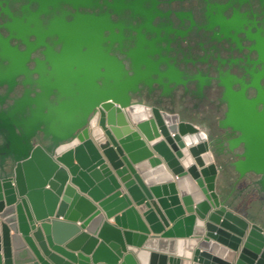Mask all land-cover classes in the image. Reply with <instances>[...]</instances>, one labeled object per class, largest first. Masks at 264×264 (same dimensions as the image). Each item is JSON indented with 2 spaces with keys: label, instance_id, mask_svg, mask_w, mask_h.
<instances>
[{
  "label": "water",
  "instance_id": "water-1",
  "mask_svg": "<svg viewBox=\"0 0 264 264\" xmlns=\"http://www.w3.org/2000/svg\"><path fill=\"white\" fill-rule=\"evenodd\" d=\"M51 24L54 46L10 73L29 87L0 113V264H264V227L220 191L219 145L133 102L145 78L111 53L121 35L105 38V20ZM262 77L220 125L239 132L228 153L243 146L240 179L258 175L264 192Z\"/></svg>",
  "mask_w": 264,
  "mask_h": 264
},
{
  "label": "flooded vegetation",
  "instance_id": "flooded-vegetation-1",
  "mask_svg": "<svg viewBox=\"0 0 264 264\" xmlns=\"http://www.w3.org/2000/svg\"><path fill=\"white\" fill-rule=\"evenodd\" d=\"M56 20L109 23L103 36L121 35L111 53L130 75L137 70L145 78L133 102L178 114L205 132L212 148L219 145L218 164L236 173L231 191L239 181H258L254 173L240 179L232 162L243 146L228 153L239 132L220 122L230 105L236 108V93L257 97L252 82L264 66L258 49L264 48V0H0V113L29 87L23 75L12 82L10 73L45 59L47 44L54 46L49 33L60 29L51 24ZM38 34L46 43L37 47ZM259 85L264 89V77Z\"/></svg>",
  "mask_w": 264,
  "mask_h": 264
},
{
  "label": "trees",
  "instance_id": "trees-1",
  "mask_svg": "<svg viewBox=\"0 0 264 264\" xmlns=\"http://www.w3.org/2000/svg\"><path fill=\"white\" fill-rule=\"evenodd\" d=\"M251 182V185H247L245 181H239L236 188V193L230 191L227 193L230 206L236 210V212L248 217L252 222L261 224L264 227L260 219V214L264 208V192L259 189L257 179L251 178L247 180Z\"/></svg>",
  "mask_w": 264,
  "mask_h": 264
},
{
  "label": "rangeland",
  "instance_id": "rangeland-1",
  "mask_svg": "<svg viewBox=\"0 0 264 264\" xmlns=\"http://www.w3.org/2000/svg\"><path fill=\"white\" fill-rule=\"evenodd\" d=\"M230 176L232 178L233 176H236V173H234V171L232 169L230 171H228V169L224 170V168H223V174H222L221 179H220L221 180V184H222L221 186L222 187L226 184V182H229ZM229 183H230V185H232V182L231 181ZM227 189H228V186H227ZM259 220L261 222L262 221L264 222V208H263V211L260 214V219Z\"/></svg>",
  "mask_w": 264,
  "mask_h": 264
},
{
  "label": "crops",
  "instance_id": "crops-1",
  "mask_svg": "<svg viewBox=\"0 0 264 264\" xmlns=\"http://www.w3.org/2000/svg\"><path fill=\"white\" fill-rule=\"evenodd\" d=\"M175 179H177V177H175ZM222 185V184H221ZM228 186V189H227V186ZM230 189H231V185H230V183L229 182H226V184L222 187V186H220V191H221V193H223V194H225V195H227V193L230 191ZM134 205L136 206V208L140 211V213L143 215V211L140 209V207L138 206V205H136L135 204V202H134ZM188 213H186V215H187ZM78 225L79 226H81L82 228H83V230H86V228H87V225L85 224V222H79L78 223ZM153 235H156V234H154L153 232H151L150 234H149V236H153ZM158 235H160V234H158Z\"/></svg>",
  "mask_w": 264,
  "mask_h": 264
},
{
  "label": "bare ground",
  "instance_id": "bare-ground-1",
  "mask_svg": "<svg viewBox=\"0 0 264 264\" xmlns=\"http://www.w3.org/2000/svg\"><path fill=\"white\" fill-rule=\"evenodd\" d=\"M175 177H177V176H175ZM178 178V177H177ZM176 180V179H175Z\"/></svg>",
  "mask_w": 264,
  "mask_h": 264
}]
</instances>
